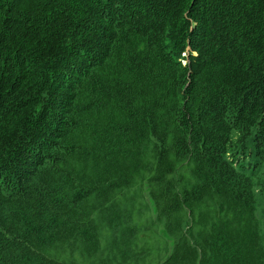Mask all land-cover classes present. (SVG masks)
Instances as JSON below:
<instances>
[{"label": "trees", "instance_id": "1", "mask_svg": "<svg viewBox=\"0 0 264 264\" xmlns=\"http://www.w3.org/2000/svg\"><path fill=\"white\" fill-rule=\"evenodd\" d=\"M0 264H264V0H0Z\"/></svg>", "mask_w": 264, "mask_h": 264}]
</instances>
